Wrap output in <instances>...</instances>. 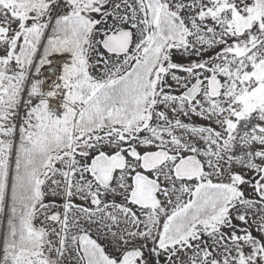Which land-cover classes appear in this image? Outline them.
I'll return each instance as SVG.
<instances>
[{"label":"snow or ice","instance_id":"1","mask_svg":"<svg viewBox=\"0 0 264 264\" xmlns=\"http://www.w3.org/2000/svg\"><path fill=\"white\" fill-rule=\"evenodd\" d=\"M0 264H264V0H0Z\"/></svg>","mask_w":264,"mask_h":264}]
</instances>
